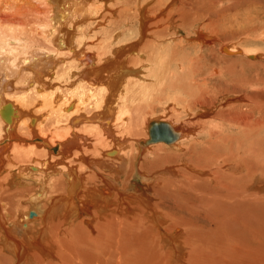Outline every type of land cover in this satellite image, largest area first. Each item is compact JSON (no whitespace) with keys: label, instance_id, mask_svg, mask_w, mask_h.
<instances>
[{"label":"bare ground","instance_id":"bare-ground-1","mask_svg":"<svg viewBox=\"0 0 264 264\" xmlns=\"http://www.w3.org/2000/svg\"><path fill=\"white\" fill-rule=\"evenodd\" d=\"M89 3L91 1L88 0H0V216L1 213L2 215L5 214L3 210L5 202L9 205L16 198L17 200L13 203L14 206L16 205L18 208L25 206L21 204V200L24 195L23 190L28 185L26 182L28 179L32 178L35 183L38 182L36 184L40 188V192L28 194L29 196L24 198L28 208L36 210L33 216H30V213L27 214L28 209L22 216L19 214L15 224H9L7 220L0 217L4 221V223L0 221V243H2L0 250H3L2 253L5 254L6 251L11 253L15 264H22V261H28L27 264H224L219 256L216 258L212 256V253L217 244L219 233L224 232L223 228L227 229L228 227L227 230L229 231L227 232L231 230L235 240L233 243H228V246L222 250V253L228 252L227 257L232 259L227 264H236L238 258L241 257L247 260L254 259V255L257 264H264V248L258 250L255 247L252 250L248 244L242 245V241L239 239L243 235V230L249 226L250 228L251 226H260L258 233H256L264 237V222L262 221V219L264 220V209L261 210V215L256 217H254L253 212L250 214L251 210L248 209L254 193H264V189L260 188L261 185L264 187V141H256V133L264 129V105L256 98H252L253 102L249 104L250 114H245L246 116L224 114L219 118L215 117L219 122L234 125L240 130L242 137L235 139V147L217 143L223 135V126L211 127L204 133L207 141L200 144L197 143L198 137H194L195 134L192 130L174 126L172 124L174 119L172 121L167 120V113L166 118L156 117L152 120H145L147 122L143 127L144 132L146 130L149 136L151 122L161 120L169 122L178 131L179 137L170 143L164 141L147 143L149 138L141 140L143 136L138 133L141 131L138 130V124H135L134 117L136 115L133 111L136 112L135 108H137L135 102L140 97H148L149 91L147 84L139 83L144 79L140 78L144 72L142 69L132 70V74L130 69L125 70L124 67L126 54L133 53L132 47L126 48L127 45H133L136 49L141 40L140 43L137 40L139 43L137 45L133 41L131 44V39H128L129 44L127 41V44L123 43L125 47L118 42L119 45L116 44L114 49L111 47L113 54L110 55H101L99 53L101 50L98 52L99 54L97 51L90 52L92 43L83 38L75 41V33H73V30L77 28L75 27L77 23L85 22L92 15H99L96 11L101 10L97 3L94 5H89ZM128 4H130L129 1ZM165 5L159 8V12L163 13L167 8ZM142 8L145 9L146 6H142ZM142 8L139 6V10L135 11L139 12L136 18L140 21V25L137 30L141 31L138 35H142L143 41L146 39L144 31L146 28L149 30L146 25L148 26L149 22L153 20L150 16L145 15ZM135 11L133 10V13ZM150 13L152 14L151 11ZM111 20L113 19L111 18ZM131 20L133 21L132 18ZM116 21L118 22V20ZM169 22L167 23L168 26H173L170 20ZM107 27L109 26L107 25ZM119 27L117 26L116 29ZM71 28L73 30H70ZM83 28L85 27L83 26ZM144 28L145 30H143ZM78 29L80 28L78 27ZM109 29L111 30V26ZM127 29L129 28L127 27ZM158 30L160 29L155 32L152 31L154 38H164L165 32L162 29L161 31ZM82 33H80L81 37L84 34ZM196 33L198 40L208 38L201 31ZM92 35L95 36V34ZM117 35L119 34L113 36L116 43ZM106 37H108L106 38L107 41L109 36ZM113 37L111 38L113 39ZM102 43L104 44V42ZM135 49L134 51H136ZM120 50L126 51L125 56L121 55ZM225 50L227 53L235 51L228 48ZM132 57L134 58V56ZM134 59L129 60V64H138L139 61L134 64ZM147 64L150 65L148 62ZM130 66L132 65L130 64ZM130 77H133L132 82L138 84L139 87L125 93ZM17 80L20 81L17 84L21 85L19 86L22 90H19L14 97L13 91H11L12 84H15ZM57 83H62L63 88L62 85L58 87ZM64 85L67 86L66 89ZM120 89H122L121 92H119ZM13 94L15 95V93ZM136 97L138 98L135 99ZM137 112L140 111L137 110ZM255 112H258L259 116H256ZM240 114L242 115V113ZM199 117L206 116L199 114ZM48 125L50 127L56 126V128L49 129ZM125 131H132L135 135H139L138 137L137 135L134 136L137 139L134 138L133 144L130 143L126 147L125 143L129 142L130 138L123 135ZM25 134L32 141L22 136ZM141 134L143 135V132ZM250 135H253L251 138L254 140L251 142L254 143L255 141L254 145L246 144V138L248 139ZM92 137L96 138L98 144L97 148L94 149L96 151L94 159L89 156L86 149H82L86 143L90 146ZM78 138L84 143H79ZM183 140L185 143L181 144ZM38 142L45 148L38 149L33 144ZM138 144L141 149L152 145L147 150L156 146L172 147L175 150L172 161L166 155L158 156L156 161H167L168 163L184 161L185 168L183 171L177 172L182 175V180L186 183H179L183 188H177V182L170 185L173 184L170 176L168 178L171 179L170 182L168 181L170 184L165 182L167 179L166 172L173 175L174 169H167L165 175L162 176L160 172L164 168L160 169L162 164L159 165L160 167L158 166L161 171L157 168L156 170L159 171L157 173H160V176L164 178L166 177L162 183L158 178L159 175L156 177L155 174H152L153 171L147 168L149 166L144 165L146 167L142 166L143 173L136 171L132 175L133 179L136 178L137 173L140 175L138 177H141L140 181L145 185L144 188L136 189L133 197L128 196L127 192L130 189L123 188L121 185L127 167V157L131 154L133 158L138 156ZM28 146L35 150L37 148L42 153L40 151L41 154L37 153L36 150L34 154H31L34 157L29 159L30 152L27 153L28 150H25ZM12 147H18L16 150H20L21 147L25 149L22 150L21 148L19 152L12 154ZM228 149L230 152H226ZM54 151H58V155H62L58 157L62 161L51 155ZM106 155H115V157L109 158ZM129 157L131 158V156ZM166 158L167 160H165ZM5 166H8V170H12L7 172ZM85 166L92 168L94 175L85 173ZM171 167L175 168V166ZM150 169L152 168L150 167ZM187 170L189 171L187 172ZM147 171L150 173L148 174ZM6 172L7 178L3 177ZM95 175L101 178V180L98 179L101 184L91 182V180H95ZM206 176L207 179L204 180L203 177L206 178ZM260 176L263 182L257 186V183L259 184L256 182L258 181L257 177L260 178ZM154 177L160 184H163L160 185V188H158L157 183L156 185L153 183ZM179 177L181 176L179 175ZM196 181L198 183H195ZM9 185L13 189L16 187L17 193L10 194ZM51 186L54 189L53 193H51L53 189L49 191ZM174 190L176 193H173ZM123 191L125 193H122ZM77 193L83 194L82 201L87 206L80 215L81 210L75 205L78 202ZM206 193L214 194L216 199L219 196L223 200L222 202L226 203L222 208H219L221 204H218V210L220 209L226 214L224 217L230 214L237 215L233 211L236 208L232 209L239 203L233 202L236 198L235 195H240L239 193L250 194L248 198L241 194L245 199L247 198V204L240 206L239 203L237 219L232 217V220H228L229 218L226 217V220H222L223 217L221 219L218 213L216 214L219 216L212 213L216 199H212L210 203H205L196 198L198 195H206ZM173 194L183 198H173ZM242 196L240 197L242 198ZM182 201L184 204H194L199 201L200 205H195L194 208L184 211L185 209L179 208ZM46 203L51 205L50 208L46 206ZM112 204L115 206L110 209ZM108 206H110L111 214L107 215L104 222L99 224L100 226L97 225L100 227V231L96 229L98 235L92 236V232H95L93 231V223L91 234H88L89 238L84 237L85 234L81 236V231L78 229L79 235H74L77 231L75 229L76 223L80 221L83 225L87 224L88 228H91L92 220L87 219L85 215L92 216L93 211L91 209L93 207L102 214ZM174 207L179 208L178 211L188 213L189 217L191 216L188 219L184 218L186 216L183 215L184 212L182 213L183 216H179L181 225H191L192 229L189 227V235L184 233V229L180 230L170 224L169 227L165 226L169 217L174 214ZM211 208L212 210H209ZM130 209L139 210L142 216H129L127 211ZM165 210L167 212H163ZM201 212L205 215L206 224L209 225L210 230L204 227V223L200 225L195 220V215ZM8 217L7 219H12ZM56 218H60L61 221L57 225H51L52 220ZM225 222L227 223L225 224ZM253 222L257 224H253ZM37 223L39 226L35 228ZM2 224L8 225V228ZM70 224L71 227H69ZM84 227L86 228V226ZM72 228L75 229L74 234ZM172 229L174 231L170 232ZM152 231L159 234V239L167 249L157 246L151 236L150 239L148 238V235L153 234ZM2 237L3 239H1ZM256 243L261 244L262 242L259 243L257 240ZM258 244L257 246H259ZM249 254L251 256L247 257ZM1 258L3 255L0 256V261H2Z\"/></svg>","mask_w":264,"mask_h":264},{"label":"rangeland","instance_id":"rangeland-1","mask_svg":"<svg viewBox=\"0 0 264 264\" xmlns=\"http://www.w3.org/2000/svg\"><path fill=\"white\" fill-rule=\"evenodd\" d=\"M88 1H91V3H89V5L90 4L94 5L97 3V5L101 11H96L99 13L98 16L92 15L89 19L86 18L88 20H85V22L80 21L79 23H77V25H75V27H77L76 29H74V30H73V28L70 29V30L74 31V32L72 31L73 33H75L74 34V40L75 41L82 40V38H83V39L88 40L92 43V46H91L92 50L90 52L97 51V53H98L101 50L99 52L101 55H104V54L110 55L111 53L113 54L112 48L114 49L119 44L124 45L123 43L127 44V42L129 44L130 41H131L130 43L132 44V41H133L134 43H137V45H138L140 43V40H141V43L138 45V47L136 49H135V46H133V45L132 46L127 45L126 48L132 47L133 53L126 54L125 50L119 51V52H121V55L125 56V54H126V56H127V58L125 57L126 62L124 63L125 70L130 69V72H131L132 70L140 68L144 71L143 74L140 75V78H144V79H143V81H141L139 83H141L143 85L147 84L146 86H147V89L149 91L148 97L147 96L146 97H140L135 102L137 104V108H135L136 112L133 111V113L136 115L134 117L135 118V124H138V126H139L138 130L141 131L138 133H140V136H143L141 138V140H147L149 138V136L147 135V131L145 130V132H144V129H143L144 125L147 122L145 120H148V119L152 120L153 118H156V117L166 118V116H167V120L169 119L172 121V119H174L172 121L173 122L172 124L174 126H179L180 128H184V129L187 128L188 130L190 129V131L192 130L193 133L195 134L194 137L195 138L198 137L197 140L199 142L197 141V143H200V144L205 143V141H207V137H206V135H204V133L207 132L211 127L214 128L215 125H220V126H223L224 130H223V135L221 137L219 136L220 138L218 139L217 143H219L220 145L229 146V147H233L234 145H236L235 139H239L242 137V134H240V130L238 128H236V126H234V125L231 126L229 124L226 125V123L223 124V122H219V120L216 119L215 117L219 118L221 115H224V114H227V115L232 114L234 116L235 115L246 116V115L250 114L251 111H250V105L249 104H252L251 103V102H253L252 98H256L258 101H260L264 105V0H107V1L106 0H88ZM128 1L130 4H128ZM145 3H146V5H145ZM156 3H158V4H156ZM138 5L141 6V8H142V6H146L147 9L146 8L145 9L142 8V9L144 10L145 15L150 16L151 20H153V21L149 22L148 26L146 25V27H149L150 31L147 28H146V30H148V31H146L145 28L143 29V30H145L144 31L145 32L144 37L146 38L143 41H142V39H143L142 35L141 36L138 35L141 31L137 30L138 26L140 25V21H138V19L136 18L138 16L137 13H139V12H137L139 10ZM163 5L167 6V8L163 11V13H161V12H159V8ZM163 8H165V7H163ZM133 10L134 11L137 10V11H135V13H133ZM147 10H149V12H147ZM150 11L155 16H153L150 13ZM127 12H129V14H127ZM172 13H173V15H172ZM124 16H125V18H123ZM171 16H174L175 18L174 17L171 18ZM130 17L133 19V21L131 20ZM152 17H153V19H152ZM111 18L113 20H111ZM169 18H171V19H169ZM121 19L122 20L124 19V20L122 21ZM168 19L172 22L173 26H170V25L168 26L167 23H170ZM116 20H118V22ZM161 20L163 21L162 23H161ZM124 21L127 23L125 24ZM117 23H118V25H117ZM121 23H124V24H121ZM84 24H86V25H84ZM107 25L109 27H107ZM119 25H120V27H119ZM126 25H128V26H126ZM155 25H156V27H155ZM83 26L85 28H83ZM110 26H111L112 31L109 29ZM117 26L119 27L118 29H116ZM78 27L80 29H78ZM127 27L129 29H127ZM155 28L160 29L158 31H161V29H162L165 32L164 33L165 37H164V35H162L164 38H162V37L161 38H156V37L154 38L153 32H155L157 30ZM196 28H197V30H196ZM94 30H96L98 34L95 33L96 31H94ZM200 31L202 33H204L209 39L206 38V39L198 40L197 39L198 35L196 32H200ZM149 32H151V33H149ZM80 33L83 34L82 37H81ZM111 33H112V36H111ZM92 34H95V36ZM116 34H119V35H117L118 36L117 43L115 42L116 39L114 40V37H113ZM98 35H100V36L98 37ZM107 35L109 36V39H107V41H106V38H108V37H106ZM76 36H78V37H76ZM87 36H89V37H87ZM192 36H194V37H192ZM93 37L94 38L96 37L95 40ZM111 37H113V39ZM79 38H81V39H79ZM128 39L129 40L131 39V40L128 41ZM137 40L139 43L137 42ZM110 41H112V42H110ZM121 41H123V42L120 43ZM102 42H104V44L107 46H105ZM118 42H119V44H118ZM152 42H154V43H152ZM110 43L112 46L109 45ZM148 43L151 45H149ZM99 44L101 45V48H100ZM144 44L145 45L147 44V46H145ZM108 46H110V47H108ZM152 46H154V47H152ZM124 47H125V45H124ZM103 48H104V50H103ZM141 48L144 50V52ZM225 48H228L229 50H235V51H233V53H227ZM134 49L136 51H134ZM140 49H141V51H140ZM147 49H149V50L151 49L152 51L151 50L150 51L153 54H150L151 52ZM107 50H109V51H107ZM138 55H139V57H138ZM140 55H142V56H140ZM132 56H134L135 59ZM144 57H146V58H144ZM138 58H140L141 60H139ZM132 59H134L133 60L134 64H135V62L139 61V62H137L138 64L133 65L132 63H130L132 65V66H130L129 60L131 61ZM142 60L144 61V63ZM147 62L150 63V65L147 64ZM141 65H142V67H140ZM131 73L133 74V72H131ZM45 80H46V76H45ZM132 81H133V77H130L129 78V85L125 89V93L131 91L132 89L139 87L138 84H135ZM18 82H20V81L17 80L15 84H12L13 86H12L11 91H13V93H15V95L12 93V95L14 97H16L19 90L20 91L22 90L20 87L21 85L17 84ZM61 85H62V83L61 84L57 83L58 87ZM38 86L42 87L41 85H38ZM62 88H63V85H62ZM64 88L66 89L67 86L64 85ZM121 91H122V89L119 90V92H121ZM201 92H203V93H201ZM137 98L138 97H136L135 99H137ZM246 102L247 103L249 102V103L247 104ZM137 110L140 112H137ZM166 113H167V115H166ZM240 113H242V115ZM255 113H256V116H259L258 112H255ZM199 114H204L206 117L200 118ZM155 115H159V116H155ZM147 116H148V118H146ZM175 119H177V120H175ZM1 120L3 121V119H1ZM207 121L211 122V123H208ZM47 127L49 129H55L56 128V126L50 127V125H48ZM263 131H264V129L261 132L258 131L256 133L257 134L256 138L258 139V140L256 139V141H260V140L264 141V136H263L264 132ZM142 132H143V135L141 134ZM193 133H191V135H193ZM123 135L128 136L130 138V141L125 143V147L130 143L133 144V140L135 141V139H137V137L139 136L136 134L137 137H134L136 135L132 131H125V132H123ZM22 136L29 140V137L27 134L22 135ZM252 136L250 135V137H248V139L246 138L247 142L246 141L245 142L247 145H249V144L254 145L255 144V141H254V143L251 142V140L252 141L254 140L253 138H251ZM224 139H226L227 141L225 140V142H224ZM29 141H32V140H29ZM75 141H76V139H75ZM77 141L79 143H82V144L84 143L80 138H78ZM248 141H249V143H248ZM183 143H185L184 140L182 141L181 144H183ZM33 144L36 145V147L38 149H43V147H44L39 142L33 143ZM89 145L90 146H88V143H86L85 145H83L84 147H82V149L83 148H84L83 150L86 149V151L89 152V156L94 159L96 157V154H95L96 151H94V149H96L98 146L95 137H92ZM151 146L152 145L148 146L147 148L141 149V147L138 144V147H137L139 149V152L137 154L138 156L137 157L134 156V158H133L132 154H131V155H129V156H131V158L129 156L127 157V162H129V163L127 164V162H126L127 167L125 168V170L127 172L125 171L123 183L121 186L123 188H129L130 189V191L127 192L128 196L133 197L135 195L134 192L136 191V189L138 190V189L144 188V186H145V185H143L142 181H140L141 177H138V176H140V175H138V173L135 175L136 178H134V179L132 178V175L136 171L143 173L142 166L143 167L149 166L147 168L149 170H152L153 173H152V171H151V173L155 174L156 177H158L157 175H159L158 178H159V180L162 181V183H163L164 179H166V177H167V179L165 180V182L170 184L169 182L171 179H168V178L172 177L171 181L173 182V184L171 183L170 185H174L177 182V184H176L177 188L182 187L179 185V183L180 184L185 183L182 180L183 179L182 175L177 173L179 171H183V168H185V166H184L185 162L184 161L183 162L178 161L177 163H171V162L168 163L167 161H162V162L160 161L159 162L157 160L159 162V164H157L158 162L156 161V158L160 155L169 156L170 160L172 161V159L174 158L175 150L172 147H163V146H156V147H152L153 149L151 148V150L150 149L147 150ZM259 146H262V145L259 144ZM16 148H18V147H15V148L12 147V149H13L12 154H14V152H19L21 150V148H22V150L25 149V148L21 147L20 150L19 149L16 150ZM37 148H36V150H37ZM25 150H28L27 153L30 152L29 159H30V157H34V155L32 156L31 154H34V152L36 151L35 149H32L31 147L28 146ZM39 151L40 150H37V153L41 152V151L40 152ZM227 151L230 152L229 149L226 150V152ZM10 152H11V149H10ZM93 154H94V156H93ZM51 155H53V157H56L58 160L62 161L61 158H58L59 156H62V155H58V151L52 152ZM107 157L114 158L115 155L114 156H107ZM165 160H167V158ZM6 161H7V159H6ZM27 164H28V162H27ZM144 165H146V166H144ZM159 165H161V167ZM153 166L155 167V169ZM158 166L160 167L161 170L164 168L162 170V172H160L162 176L165 175V172L167 169L168 170L174 169L173 175L172 174L170 175L169 172H166L165 178L160 176V173H157V172L161 171L158 168ZM171 166H175V168L171 167ZM150 167L152 169H150ZM5 168L7 169L8 166H5ZM157 168L159 171L156 170ZM11 170L12 169H9V170L7 169V172L8 171L10 172ZM154 170H156V171H154ZM226 170H228V169H226ZM188 171L189 170H187V172ZM7 172L5 173V175H3V177H6ZM154 172H156V173H154ZM85 173H88V174L91 173L94 175L93 169L92 168L90 169V167H88V166H85ZM147 173L149 174L150 172L147 171ZM174 175H176V176L174 177ZM179 175L181 177H179ZM189 175H190V173H189ZM177 176H178V178H177ZM7 177H8V174H7ZM156 177H154L155 181L153 183H155V185L157 183L158 188H160V185L162 186L163 184L162 183L160 184ZM129 178H131V179H129ZM199 178H201V177H199ZM98 179L101 180L100 177L95 175V180L94 181L91 180V182L101 184L100 182H98L99 181ZM203 179L206 180L207 176H206V178L203 177ZM260 179H261V176H260V178L257 177L258 181H256V182H259V184L257 183V186H260L261 182H263L262 179H261V181H259ZM26 182H28V185L25 186L27 189L24 188V190H23L24 195H23V199L21 200L23 203L20 201L21 204H24L25 206H23V207L19 206V208L16 207V205L14 206L13 203H15V201L17 200L16 198H15L13 203H10L8 205V203L5 202L3 205V210H4L5 214L2 215V213H1L0 217L7 220L9 224H11V223L15 224L16 223L15 220H17L18 217L20 216L19 214H21V216H22L25 213V211H27L28 209H29V211L27 212V214L30 213L31 211L36 212L35 209L28 208L29 206L26 203V200H24V198L26 199L27 196L34 194L36 192H40V188H39V185H37L38 182H36L37 183L36 184L32 178L28 179ZM101 182H103V181H101ZM83 183H84V181H83ZM195 183H198V181H196ZM49 185H51V184L49 183ZM255 185H256V183H255ZM15 188L13 189V187L11 188V186L9 187L10 194L17 193V188L16 189ZM260 188L264 189V187L262 185ZM50 189H53V186H51L49 188V191H50ZM196 189H198V188H196ZM14 190H16V192H14ZM197 191L200 192L199 189ZM53 192H54V189L51 191V193H53ZM122 193H125V191H123ZM173 193H176V190H174ZM183 193H185V192H183ZM239 194L240 195H235V197L237 199L235 198V200L233 202L234 203L239 202L241 205L238 203V206L232 207V209L236 208V209H233V211H235L237 213V215H238L237 210H239V205L243 206V205L247 204L246 199L248 198V195L250 193H239ZM241 194L242 195L244 194L243 196H247V198L245 199ZM82 195H83L82 193H77V201L78 202L75 204L76 208H80V210H81L79 215L82 214L83 211L85 210L84 208L87 207L86 205H84V203L82 201ZM175 195H177V194H173V198H178V197L183 198L180 195H177L175 197ZM238 196H239V198H238ZM240 196H242V198ZM218 197L216 199L214 197V194L206 193V195H198L196 198L200 199L199 201H203L205 203L206 202L210 203V201H212V199L213 200L216 199V204H215L213 211H212L213 215H216V216L220 215L219 217H221V219L223 217L222 220H226V217L229 218L228 220H232L233 218L237 219L238 217L235 214L234 215L236 217L232 214L224 217L226 214H224L220 209L218 210V204L220 203L221 205L219 206V208H222L223 205H226V203H223L222 202L223 200L220 197L219 198ZM221 197H223V196H221ZM115 201H116V199H115ZM199 201H197L194 204L185 203L187 205H185L184 201H182L180 204L179 203L178 204H179L180 209H182V210L185 209L184 211H186L188 209L194 208L195 205L196 206L200 205ZM102 202L103 201H101V203ZM227 203H229V202H227ZM102 204H104V202ZM250 204H249V208H248L249 210H251L250 214L253 212L254 217L261 215V210L264 209V193H262V192L261 193L260 192L254 193V196L252 198V202ZM46 206L48 208H50L51 205L46 203ZM110 206H108L106 208V210H104V212L102 211L103 212L102 214L97 209H95L93 207L91 209L93 211V215L92 216L91 215H85L87 219L92 220V222L90 223L91 228H88L87 224L83 225V223H81V221L76 223L77 227L76 228L74 227V228L76 230L78 229L79 231H81V234H80L81 236H83L85 234L84 237L89 238L88 234H91L90 231H92L91 229H92V226L94 225L93 231H95V232H92V236L98 235V233L96 232V229H98V231H100V227H98L97 225L104 222V220L107 218V215L111 214L110 209L115 205L112 204V206L111 207ZM109 207H110V209H109ZM179 208L174 207V209H173L174 214L171 217H169L168 223L165 226L169 227V224H170L172 227H175V228L177 227L180 230L184 229V233L189 235V229L190 228L192 229V227H191V225L190 226L181 225V223L179 222V218H180L179 216H181L184 211H178ZM15 209H17V210H15ZM209 210H212V208ZM217 210H218V212H217ZM130 211H131V214H130ZM130 211L129 210L127 211L128 212L127 214L129 216H132V217H134L135 215L142 216L139 210L130 209ZM163 212H167V211L165 210ZM216 213H218L219 215ZM183 215H186V216H184V218L188 219V217H189L188 213L184 212ZM7 216H9L8 218H12V219H7ZM101 216H103L104 219ZM176 216H178V217H176ZM204 216L205 215L202 212L199 214H196L195 220L198 221V223L200 225H202L204 223V227H206L207 230L208 229L210 230L209 225L206 224L207 220ZM174 217H176V218H174ZM2 218H0L1 219L0 221H1V223H4ZM171 219H173V220L170 221ZM60 221H61L60 218H56V219H53L50 224L51 225H57ZM204 221H206V222H204ZM262 221L264 222L263 219H262ZM92 223H93V225H92ZM226 223L227 222H225V224ZM80 224H82L81 228L84 230L79 228ZM253 224H257V223L253 222ZM2 225L5 228H8L7 227L8 225H4V224H2ZM188 225H189V222H188ZM13 226H15V225H13ZM38 226H39V223L35 224L34 227L37 228ZM84 226H86V228ZM69 227H71V224L69 225ZM259 228H260V226H251V228L249 226V228H245L243 230V235L241 237H239V239H241V241H242L241 244L242 245L248 244L249 248H252V250L255 247H256L255 249L262 250L261 248H264V237L261 235H257ZM75 229L72 228L73 234H74ZM227 229H229V228L227 227ZM227 229L223 228L226 235L222 231L219 233V235L217 237V241H216L217 244L214 246L213 253H212V256H215L216 258H218L217 256H219V259H222V263H224V264H227V262L232 261V259L230 257H227L228 252L222 253V250L224 247L228 246L227 245L228 243H233V241L235 240V237H233V233L231 232V230H230V232H227V231H229ZM78 230L75 231L74 235H79L80 232ZM84 231H86V232H84ZM173 231H174L173 229L170 230V232H173ZM152 233L153 234L148 235V238L150 239V236H151V238L153 239V241L155 242V244L157 246L161 247L162 249H164V248L167 249V247L164 246L163 242H161V240L159 239L160 238L159 234L155 233L154 231H152ZM254 235L256 238L254 237ZM227 236H229V237L227 238ZM1 239H3V237ZM236 239H238V238L236 237ZM257 240L259 243H261V242L262 243L261 244L256 243ZM0 244H2V243H0ZM257 244L259 246H257ZM1 250H0V252H1L0 256L3 255V258H1L2 261H0V264L1 263L15 264V260H14L13 256L11 255V253L4 251L5 252V254H4V253H2L3 250L2 251ZM215 254H217V255H215ZM224 255H225V257H224ZM250 256L251 255L249 254L247 257H250ZM253 258L254 259H248V260L245 258H242V257L238 258L239 259L238 261H240L241 263H239L237 261L236 264H248L250 262H251V264H257L256 256L254 255ZM22 262H20V263L27 264L28 261L27 262L22 261Z\"/></svg>","mask_w":264,"mask_h":264},{"label":"water","instance_id":"water-1","mask_svg":"<svg viewBox=\"0 0 264 264\" xmlns=\"http://www.w3.org/2000/svg\"><path fill=\"white\" fill-rule=\"evenodd\" d=\"M149 139L147 143L153 142H174L178 137L179 133L174 127L167 121L154 120L150 124L149 128ZM30 215H34V211L30 212Z\"/></svg>","mask_w":264,"mask_h":264}]
</instances>
